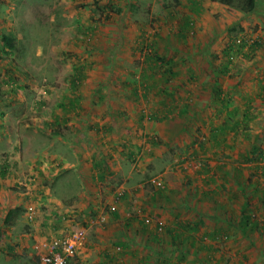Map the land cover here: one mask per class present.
Masks as SVG:
<instances>
[{
	"label": "rangeland",
	"instance_id": "rangeland-1",
	"mask_svg": "<svg viewBox=\"0 0 264 264\" xmlns=\"http://www.w3.org/2000/svg\"><path fill=\"white\" fill-rule=\"evenodd\" d=\"M235 5L0 0V222L6 208L26 209L15 230L0 225L1 249L26 236L24 227L33 230L26 245L30 251L24 257L22 251H5L0 264H26L34 252L43 257L53 242L77 231L86 236L93 231L90 240L110 224L112 211H120L121 223L150 220L151 233L157 225H169L177 212L181 220L200 223L193 248L188 243L172 254L169 241L154 243L156 249L142 259L131 252L152 235L132 230L127 242L133 247L129 255L123 252L121 264H264V203L256 198V180L264 192V161L238 163L255 147L264 150V44L254 53L248 48L258 36L264 42V0L251 16ZM4 34L16 41L11 55L5 53ZM243 36L249 39L245 47ZM153 54L170 62V73L149 69ZM225 66L228 72L222 74ZM217 90L223 91L231 118L217 113ZM249 98L251 127L240 123L239 134L233 135L237 120L246 118ZM166 113L168 120L153 119ZM154 138L161 142L158 147L152 146ZM76 160L85 165L71 175L64 165ZM6 165L10 174L3 177ZM150 183L167 190L157 191ZM248 196L253 209L258 204L252 212L263 229L259 233L239 230ZM152 198L154 203H148ZM28 206L36 212L33 221ZM49 214L48 222L59 229L45 231L38 242L36 224ZM86 249L77 257L85 258ZM76 258L68 264H84Z\"/></svg>",
	"mask_w": 264,
	"mask_h": 264
},
{
	"label": "trees",
	"instance_id": "trees-1",
	"mask_svg": "<svg viewBox=\"0 0 264 264\" xmlns=\"http://www.w3.org/2000/svg\"><path fill=\"white\" fill-rule=\"evenodd\" d=\"M211 1L218 3V4H221V5H224L226 7H230V8L233 6H236L235 5L236 3H239V7L241 8L242 12L247 14L248 16L249 15L251 16L256 12L257 7H258V2H259V0H239V1H237V0H211ZM114 5H115L114 2L111 1L110 5H109L110 9H113ZM193 5H196V3H193ZM184 28L185 29L189 28V22L185 23ZM246 36H243L242 41L240 40V43L241 42L244 43L242 47H245L246 45L249 44V39ZM181 37H182V39L186 38L185 32L181 33ZM1 41H2L3 47L5 49L6 55H11L12 53H14L16 41L13 37L4 34L1 36ZM263 44H264V42H263L262 37L258 36L256 38V40L252 42V45H248L249 46L248 48H251V51H252L251 53H254V52L258 51L259 49H261ZM232 50H233V48L225 51L224 55L230 56V51H232ZM230 60L232 61V58H230ZM148 63H149V69L150 70H154L155 68H158V69L161 68L162 69L161 71L164 73H170L171 72V68L169 67V66H171L170 62L167 61L165 58L159 56L158 54L151 55V57H149ZM227 72H228V66L223 67L222 68V74H227ZM260 88L264 89V77H263V80L260 84ZM217 91L218 92H217L216 96H217V100H218L217 102L219 103V108H218L217 113L219 115L220 114L226 115V117L230 116V118H231L232 114L228 110V106H225L228 104L225 100H223L224 98L222 97L223 91H221V90H217ZM248 101H249L248 106H250L252 108L253 101H251V100H248ZM243 115L246 118L244 119V122H240L237 120L236 127L233 130V132H234L233 135L239 134L240 126H242L240 123L246 124L245 128L251 127L250 124L252 123V120L254 117L253 113H251V109L250 108L247 109L243 113ZM169 118H170L169 114L166 113V114H163V116H161V118H159L158 115L156 114V115H154L153 119H155V121H158V120L164 121V120H168ZM222 126H223V128L221 130L225 129L226 128L225 126L229 127L228 122L226 125L223 124ZM159 144H161V142H159L156 138H154L152 140V146L153 147H158ZM220 145H221V143H219V140H217L216 141V147L217 146L219 147ZM201 149H205V146H203V144L201 146ZM231 150H233V151L235 150L234 146H231ZM241 159H242L241 161H238V163H240V164H242V163H253L256 161L258 162V164H260L261 162L264 161V150L261 147H255L250 155L242 157ZM223 168H225V167H223ZM2 170H3L2 175L5 176L8 172V165L2 166ZM234 173L235 174L237 173V175L239 176V175H241V170H239V168L235 167ZM262 175L264 176V167H263ZM207 184H210V183H207ZM150 185L152 186L153 189L160 191V192L167 190L166 187H163V185L157 186V185H154L152 183H150ZM256 186H257L256 198L259 200L260 203H264V201H263V199H264L263 193L264 192L261 189V183L258 180H256ZM122 198L125 200L127 198V196H125V194H123ZM251 200H252V198L248 196L247 201L243 205L241 213L239 214L240 223H238V226L241 228L239 230L242 231L243 233H249V234L259 233L263 230L260 227L259 222L256 221V211L252 212L253 210H257L258 204L253 209V207H252L253 204H251ZM148 203H154V198L149 200ZM148 203L145 204V207L147 206ZM19 209H21V208H19ZM21 210H22V212L24 211L23 209H21ZM21 210H19V212H21ZM146 210L147 209H144L143 212H146V214H148L149 212H147ZM10 213L11 212H8V215ZM110 214H114L116 219H118V217H120L119 212L116 213V211H112V212H110ZM172 217H173L172 218L173 221L170 220L169 222H173L174 224L170 223L169 225L164 226V227L157 225L154 228V230H151L152 233L148 231L150 229H147L150 226V224H149L150 220L142 219L144 221V223H141V226L144 227L143 229H141L142 232H146L148 234L151 233V235H152V239L149 241V243L150 244L157 243L158 245H160L161 243H168L167 241H169L170 245L168 248L172 249V254H173V252L181 251V247H182V250L185 247L188 248V246H187L188 243H190L189 248L190 249L193 248V246L196 243V240L192 238V235L193 234H199V232H200L199 224L200 223L194 224L190 220L180 221L181 217L178 214H176ZM234 219H235V217H234ZM11 221H12L11 218L8 217L5 219L4 223L10 225ZM170 225H172V226H170ZM233 225H235V224H233ZM77 232H79V231H77ZM161 232H162V234H161ZM181 232H182V234H181ZM206 233L204 235H206ZM188 234H189V236H188ZM183 235L188 236V237L184 238ZM166 236H168L170 238V240L167 239ZM226 237H228V236H226ZM191 243H192V246H191ZM178 247H180V248H178ZM174 250H176V251H174ZM76 257L77 256H75L74 258H76ZM31 262L32 263H29V264H44L42 262L41 256L39 257V254H37V256L35 257L34 260L32 258ZM138 264H141V263H138ZM163 264H165V263H163ZM168 264H171V263L169 262ZM173 264H179V263L177 262V263H173Z\"/></svg>",
	"mask_w": 264,
	"mask_h": 264
},
{
	"label": "crops",
	"instance_id": "crops-1",
	"mask_svg": "<svg viewBox=\"0 0 264 264\" xmlns=\"http://www.w3.org/2000/svg\"><path fill=\"white\" fill-rule=\"evenodd\" d=\"M248 100H252V98H249V99L245 100L246 102H245V107L244 108H246V109L250 108L251 109V107L248 106V104H249ZM232 144H233V142H232ZM62 164L63 163H61V166H63ZM74 165H76V166H74ZM81 165L84 166L85 163H82L79 160H76L75 163H73V162L72 163L71 162L66 163L67 167L64 165V169H66V171L68 173L73 175L74 173L77 174V171L79 169L78 167L81 166ZM68 169H69V171H68ZM66 171H64V172H66ZM74 171H76V172H74ZM7 174L9 175L10 172H7ZM78 175H79V173H78ZM1 176H3V175L1 174ZM5 176H3V177H5ZM86 176H90V173L86 174ZM63 177H61V179H63V181H66L68 179L67 175L64 178ZM83 189H84V186L82 184L81 188H78V190L82 191ZM83 193L84 192L82 191L81 194H83ZM125 196H127L126 200L130 199V197L128 198V195L126 194V192H125ZM83 197L84 198H82V200H84L86 198V195L83 196ZM126 200H124V201H126ZM82 202H81V204H82ZM61 203H62L61 201H56V204H61ZM125 203H127V202H124L123 205ZM77 204L81 207L80 203H77ZM19 208L23 209L24 211L22 212V210L19 209ZM6 209L7 210H6L5 214L3 215V218H2V220L0 222V225L5 227V228L10 229L11 231H13V230H15V226L17 224V221L19 219L22 220V218L25 219L26 209L22 208L21 206H17V207H14V208L13 207L12 208H6ZM18 209L21 210V212H19ZM0 211L4 212L3 208H0ZM8 212H11V213L8 215ZM96 213H97V211H96ZM178 213L179 212H177V214ZM8 217L11 218V220H12L10 222V225L4 223L5 219L8 218ZM48 217L49 218H43L41 216V220H43L44 222H41L42 224L39 225V226H38L39 222H37V224H36L37 226L35 227V231H37L38 234H39V236H38L39 238L37 240L38 242L41 240V237H43V235H45V233H44L45 231L50 230V229L55 231V230L59 229V228L56 229V226H51L50 222H48V219H51V217H53V216L51 214H49ZM181 219H183V218H181ZM181 219H180V221H184V220H181ZM141 223H144V221L140 220L139 222H137V221L132 220V219H125V221L121 223V220H119V217H118V219H116L114 214H112L111 215V222L106 227L107 230H106V228L103 231H100L99 229H97L95 231V237H90L91 238L90 240H89V232H90V236H93V231H90V229L87 230V238L86 239H87V243H88V240H89V245L86 243L85 246L88 249H86L87 252L84 251V250H83V252L81 251L82 255H85V258L78 256L76 258L77 261H79L80 259L83 258L81 261H83L84 264H121L120 261H122L123 259L126 260V255L123 254V252H127L128 255H129L130 248L133 247V245H131V244H129V242H127V238L132 242V239H131L132 230H136L137 229L139 233L142 232L141 229H143L144 227L141 226ZM170 223H173V222H170ZM57 224L60 225V224H62V222L58 219L57 220ZM135 225L137 226V228L135 227ZM139 225H140L141 229L139 228ZM170 226H172V225H170ZM25 228L26 227H24V232L23 233H25L26 236L23 235L21 237V240L15 242V244L13 242H10L9 244H7V247L5 249L4 248L1 249L2 243L0 242V249L2 250V251H0V255H2L3 252L5 253V251L9 255L10 254V250H11V253H13V252L14 253H20L22 251V253L20 255L22 257H24L30 251L28 249H30L31 246H28V248H26V245L30 242L29 240L32 239L33 230L30 231V229H28V228L25 229ZM129 229H130V231H129ZM147 229H152V228L149 226ZM181 234H182V232H181ZM188 236H189V234H188ZM188 236H184L183 235L184 238H186ZM23 241H24V243H23ZM96 243L98 244V247H94L96 245ZM100 244L102 246H100V249H98ZM153 244L154 243H152V244L148 243V244H146L144 246H139L138 245V248L136 250H134V252H131L132 258H137V257H139L140 259L147 258L148 256H146V254H149L151 252V250L154 251V248H155L154 245L155 244L154 245ZM8 246H9V248H8ZM8 249H9V252H7ZM120 249H122L121 252L118 251ZM95 250L99 251V256L94 255V251ZM36 256H37V254H35V252H34V254H31L30 257H28V261L26 262V264L32 263L31 262L32 258L34 260Z\"/></svg>",
	"mask_w": 264,
	"mask_h": 264
},
{
	"label": "built area",
	"instance_id": "built-area-1",
	"mask_svg": "<svg viewBox=\"0 0 264 264\" xmlns=\"http://www.w3.org/2000/svg\"><path fill=\"white\" fill-rule=\"evenodd\" d=\"M33 183L34 181L30 179L27 186L32 187ZM156 184L157 186H161L160 183ZM27 214L29 220L33 221L36 214L33 206L27 207ZM86 238V233L79 231L74 232L59 241L53 242L55 243V247L50 253L45 254L43 257L41 255L42 262L44 264H68L69 260L77 256L79 250L86 245Z\"/></svg>",
	"mask_w": 264,
	"mask_h": 264
}]
</instances>
